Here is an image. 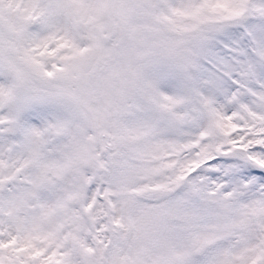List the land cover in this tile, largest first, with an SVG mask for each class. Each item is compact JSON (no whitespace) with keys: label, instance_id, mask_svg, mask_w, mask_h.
<instances>
[{"label":"snow or ice","instance_id":"snow-or-ice-1","mask_svg":"<svg viewBox=\"0 0 264 264\" xmlns=\"http://www.w3.org/2000/svg\"><path fill=\"white\" fill-rule=\"evenodd\" d=\"M0 264H264V0H0Z\"/></svg>","mask_w":264,"mask_h":264}]
</instances>
